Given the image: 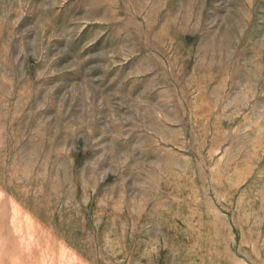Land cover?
I'll return each instance as SVG.
<instances>
[{
  "label": "rangeland",
  "instance_id": "1",
  "mask_svg": "<svg viewBox=\"0 0 264 264\" xmlns=\"http://www.w3.org/2000/svg\"><path fill=\"white\" fill-rule=\"evenodd\" d=\"M0 220V264H264V0H0Z\"/></svg>",
  "mask_w": 264,
  "mask_h": 264
},
{
  "label": "bare ground",
  "instance_id": "2",
  "mask_svg": "<svg viewBox=\"0 0 264 264\" xmlns=\"http://www.w3.org/2000/svg\"><path fill=\"white\" fill-rule=\"evenodd\" d=\"M0 223L3 224V222H1V220H0ZM1 226H2V225H1ZM1 232H2V231H1ZM0 234H1V233H0Z\"/></svg>",
  "mask_w": 264,
  "mask_h": 264
}]
</instances>
